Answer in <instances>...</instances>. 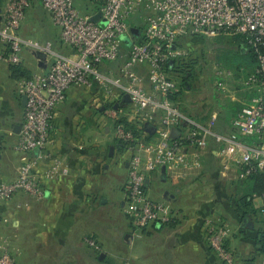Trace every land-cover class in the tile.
<instances>
[{
    "label": "built area",
    "instance_id": "1",
    "mask_svg": "<svg viewBox=\"0 0 264 264\" xmlns=\"http://www.w3.org/2000/svg\"><path fill=\"white\" fill-rule=\"evenodd\" d=\"M40 1L72 53L56 50L51 42L24 38L21 27L33 0L8 1L0 21V60L23 63L22 53L29 49L45 53L47 66L21 82L27 100L15 149L22 163L17 178L0 182V200L19 192L41 199L49 181L69 174L60 158L45 164V150L52 141L58 107L76 86L99 87L115 99L110 117L118 137L132 151L124 209L138 231L167 224L175 216L172 207L148 195V177L162 167L175 179L195 175L211 140L218 142L224 166L232 167L242 178L264 171V0ZM89 8L94 10L89 12ZM188 34L241 35L258 53L255 71L245 84L253 95L243 102L228 132L216 129L217 114L203 123L171 99L181 88L178 73L167 65L188 55L181 40ZM109 64L118 67H103ZM138 67L145 73L138 72ZM220 74L217 70L215 76ZM125 94L132 99L130 112L121 109ZM126 113L139 127L159 117L149 140L118 123ZM2 138L0 128V147ZM259 197L264 202V193ZM205 228L209 244L222 262L239 264L236 251L227 245L231 228L212 218L205 221ZM0 264H18L2 243ZM257 264H264V258Z\"/></svg>",
    "mask_w": 264,
    "mask_h": 264
},
{
    "label": "crops",
    "instance_id": "2",
    "mask_svg": "<svg viewBox=\"0 0 264 264\" xmlns=\"http://www.w3.org/2000/svg\"><path fill=\"white\" fill-rule=\"evenodd\" d=\"M8 1L0 0V21ZM41 4L33 0L21 35L41 43L51 42L56 50L72 53V48L62 42L60 28ZM48 21L50 32L41 37L38 27H46ZM22 58L23 70L32 75L46 69L39 66L35 51L24 50ZM108 67L116 70L118 65ZM137 70L145 73L142 67ZM23 79L10 63L0 60V182L17 178L22 163L15 146L24 120ZM173 95L176 105L198 121L207 123L217 114L216 127L223 129L220 131L231 130L233 117L252 97L247 91L241 92L239 106L229 111L231 118H227L228 109L223 106L209 108L201 102L196 107L190 86ZM114 100L99 87L71 88L58 107L52 122V141L45 150V164L60 158L69 174L49 181L41 199L19 192L9 200H0V243L17 263L224 264L209 244L205 228L208 218L231 228L227 245L236 251L239 264L263 260L264 202L253 196L246 207L236 203L250 191L248 178L224 166L215 140L204 150L203 166L195 175L175 179L162 167L148 177V195L172 207L175 216L167 224L136 230L124 209L132 151L118 137L110 117ZM121 107L130 112L132 102L124 100ZM158 123L159 117L144 126L147 140Z\"/></svg>",
    "mask_w": 264,
    "mask_h": 264
},
{
    "label": "rangeland",
    "instance_id": "3",
    "mask_svg": "<svg viewBox=\"0 0 264 264\" xmlns=\"http://www.w3.org/2000/svg\"><path fill=\"white\" fill-rule=\"evenodd\" d=\"M32 6L31 8H33ZM44 10L46 14H49L46 9ZM93 10L94 8H89V12ZM35 13L40 17L42 16L39 11H35ZM49 21L51 22L50 18ZM49 21L46 27L39 25L41 37L43 35V37L48 36L50 32ZM24 23L25 21L23 25ZM181 40L184 48L189 52L186 57L190 55L193 58L188 60L185 67L182 66L183 76L191 75L188 77L187 84L191 88L193 104L199 107V104L204 102L209 108L223 106L226 111L228 109L225 116L231 118L229 111L231 112L234 107L239 106V100L242 99L241 92L243 94L247 91L249 95L253 94V91L248 90L245 86L253 70V64H255L251 55V47L238 38L229 35L208 37L188 34ZM217 70H220V76H215ZM233 95L236 97L234 100L232 99ZM216 129L218 131L223 130L220 126Z\"/></svg>",
    "mask_w": 264,
    "mask_h": 264
},
{
    "label": "trees",
    "instance_id": "4",
    "mask_svg": "<svg viewBox=\"0 0 264 264\" xmlns=\"http://www.w3.org/2000/svg\"><path fill=\"white\" fill-rule=\"evenodd\" d=\"M233 37L238 38L239 40L243 41L245 44H247L251 47V55H252L253 59L255 60V64H253L254 65L253 70L250 73V74H252L255 71V68H256L257 63H258V53H257L255 47L250 45L247 42V40L241 35H235ZM189 59H193V58L190 55L187 57L183 56V57H180L177 60H175V62L173 64L167 65L168 69L172 70L174 74L178 73L181 91L185 90L188 87V84H187L188 81L187 80H188V77H191V75L190 76H187V75L183 76V74H182V72H183L182 66L185 67L187 65L186 63H188ZM11 65H12V69H13L14 73H16L19 76V78H30L32 76L31 72L29 73L28 71L23 70L22 63L11 64ZM103 67L105 68V66H103ZM171 99L174 100V95L171 96ZM118 123L124 124L127 128L132 129L136 133V135H138V136L144 135L143 132L146 128L145 127H139L136 122L129 121L127 116L122 117L118 121ZM183 126H182V128H183ZM153 134H154V132L150 133V138ZM124 144L126 146V143H124ZM247 178H248L247 181L249 183V187H250L249 190L250 191L245 193V195L243 197H240L236 200V203L241 207H246V205L249 204L250 199L253 196H260L264 193V171L255 172L254 174L250 175ZM263 242H264V238H263Z\"/></svg>",
    "mask_w": 264,
    "mask_h": 264
},
{
    "label": "water",
    "instance_id": "5",
    "mask_svg": "<svg viewBox=\"0 0 264 264\" xmlns=\"http://www.w3.org/2000/svg\"><path fill=\"white\" fill-rule=\"evenodd\" d=\"M97 17H98V16H95V17H93V18H94V19H97ZM133 32H134L135 34H137V33H138V30L134 28V29H133ZM35 55H36L37 58H38L39 66H40L41 68H45L46 65H47V55H46L45 53H43V52H35ZM26 100H27V96L25 95V97H24L25 105H26ZM124 100H125V101H132L131 96H130L129 94H125V95H124ZM20 129H21V126H20ZM19 131H20V130H19ZM173 134L175 135V131H174ZM147 180H148V179H147ZM146 182H147V181H146Z\"/></svg>",
    "mask_w": 264,
    "mask_h": 264
}]
</instances>
